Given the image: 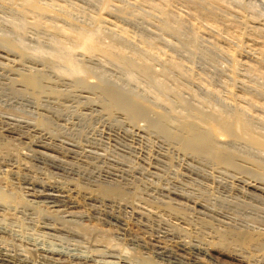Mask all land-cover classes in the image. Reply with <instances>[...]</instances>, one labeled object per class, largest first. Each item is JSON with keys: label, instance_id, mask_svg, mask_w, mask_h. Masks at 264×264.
<instances>
[{"label": "rangeland", "instance_id": "rangeland-1", "mask_svg": "<svg viewBox=\"0 0 264 264\" xmlns=\"http://www.w3.org/2000/svg\"><path fill=\"white\" fill-rule=\"evenodd\" d=\"M67 1L78 5L86 13L100 12L98 3H89L87 0L65 2ZM122 2L127 6L132 4V0ZM245 2L254 6L252 12L256 14L264 10V0ZM118 3L120 5L121 2ZM131 7L133 12L139 14L143 12V15L147 13V9L142 7ZM185 7L177 3L172 5V10L185 15L187 13L185 11L188 10ZM12 16L8 10L0 9V38L6 35L17 38L7 23ZM76 17L81 18L78 13ZM118 21L126 29L130 28L132 36H136L137 33L150 36L156 32L152 26L156 23L155 20L145 21L138 18L131 23L123 19ZM151 22L153 23L150 24ZM27 31L25 35L28 36H24L26 41L24 42L30 45L29 48L40 44L41 48L46 50L50 48L44 42L46 39L44 35H37L32 30ZM35 34L37 37L40 36L38 39L42 41L39 42ZM222 36L226 37L225 34ZM158 38L160 47L165 50L169 48L167 51L172 54L175 51L177 55L176 53L174 55L181 60L183 57L182 63L192 69L193 79L180 80L185 82L186 86L195 90L200 83L209 86V82L206 84L205 82L210 81L212 88L218 91L224 89L226 92L223 84L229 81L228 69L231 64L221 55L219 57L215 51L214 53L213 50L210 51L207 39L203 38L205 41L199 42V46L195 45L196 50H193L189 44L175 40L173 42L177 44L176 47L180 44V48L171 49L162 43L161 38L165 37L160 35ZM42 42L46 43L47 48ZM229 42L232 49L239 46L235 41ZM248 51L240 60L255 65L257 56ZM1 56L5 58L4 55ZM13 57L14 55L9 53L10 62L0 58V134L1 130L10 127L1 121L3 119H15L14 121L21 124L14 128L12 134L0 135V138L4 136L1 138L3 142H9L17 150L14 154H0V180L2 190L15 199L18 198L16 202L22 199L28 203L20 206L8 205L10 207L7 211H10V214L0 208V214L2 213L0 250L13 259L11 262L0 261V264H239L213 253L211 244L223 240L224 252L230 251L247 257L252 262L250 264L264 263L263 247H244L239 244L236 236L242 231L264 230V197L259 193H255L256 196L251 193V196L242 189L243 182L256 183L264 188L261 176L255 168L241 161H237L236 164H241L245 170L240 169V165V168L235 170L224 166L215 167L211 161L203 157L205 155L198 157L182 153L174 142L154 131L155 129L149 126L148 119L145 121L138 118L137 121H131L120 111L105 112L103 105L106 99L100 91L86 92L76 89L71 81L52 70L51 63L39 61L38 64L37 60H30L29 57V60L27 57L22 59ZM89 65L95 72L106 71L104 73L106 81L118 84L117 86L123 90L141 93L144 87L149 86L148 81L138 74L129 81L127 73L117 67L114 68L113 65L104 64L107 68L102 64ZM38 69L46 74L45 84L59 90L64 97L54 100L43 96L38 102L32 98L30 92L16 82L19 73ZM263 69L264 67H261L264 73ZM199 75L206 77L204 79L202 77V80ZM199 78L203 83L199 82ZM237 80L245 81L249 88L264 87V79L250 75L242 68L237 70ZM240 90L238 85L235 91L239 96L242 92ZM222 91L220 96L224 95L222 97L224 99L226 94ZM213 100L211 102L217 104V99ZM260 100L264 102V97H260ZM217 102L221 105L224 100ZM260 114L262 113L256 112V115ZM39 118L49 119L50 132L38 131L40 133L38 134L32 127L24 125L35 126ZM32 144L47 146L52 153L46 151L49 152L47 156H39L32 151L34 150ZM69 147L75 149L70 150ZM234 147H240L239 151L245 153L246 157L260 160V155L254 148L243 144ZM248 167L253 171L251 172ZM45 185H51L61 192V209H57L58 211L51 208L55 205L53 202L34 199L26 194L30 188L40 190V187ZM75 185L80 189L82 187L81 190L85 193L92 191L94 196L89 198V195L74 190ZM100 186L119 187L125 194L122 197L97 195L95 191H98ZM175 196H181L182 199ZM193 203L201 204L204 208L196 210Z\"/></svg>", "mask_w": 264, "mask_h": 264}, {"label": "bare ground", "instance_id": "bare-ground-1", "mask_svg": "<svg viewBox=\"0 0 264 264\" xmlns=\"http://www.w3.org/2000/svg\"><path fill=\"white\" fill-rule=\"evenodd\" d=\"M65 1L0 0V9L8 10L13 15V18L9 21L6 20V22L8 21L10 31L12 30L17 36V38L15 36V38H10L1 33L4 37L0 38V55H4L5 58L3 56L0 58L10 62L8 59L9 53H12L15 58L19 57V59H22L27 57L28 59L29 57L30 60H37L38 64L39 61L51 63L53 65L52 70H55L58 75L69 80V82L71 81L76 89L86 92L90 90L100 91L101 95L106 99V103L103 105L105 112L112 113L113 111H120L123 114L125 113L131 121H137L138 118H143V120L148 119L149 126L155 129L154 131L162 134L165 139L174 142L178 146L179 151L198 157L205 155L203 157L211 161L215 167L224 166L235 170L238 169L239 165L241 167L239 168L242 169L241 164H236L237 161L247 163L253 169L255 168L256 172L258 171L257 173L261 176L260 180L264 183V102L260 100V97H264V87L263 89H259L260 87L249 88L245 84V81L237 80L238 68H242L250 75L264 79V73L261 71V67H264L263 9V12H257L258 14L252 12L254 6L248 5L249 3H246L245 0H132L131 6L147 9V13L145 11L143 15V12L142 14L133 12L130 9H133V7L130 5L127 6V4L124 5L123 0H87L89 3H98L100 6L99 13L91 14V12L86 13L84 9L78 7L73 2ZM118 2H121L120 5H118ZM177 3L188 8L185 11L187 12L185 15H180V11L178 14L174 12L175 10H172V5ZM77 13L80 14V19L76 17ZM138 18H141V20L143 18L145 21H156L155 24L153 22L150 23L154 24L152 26L156 31H153L154 33L152 32L153 34L151 35L153 36L145 33L144 35L143 32V35L137 33L139 36L137 34L136 36H132L129 32L130 28L126 29L118 21L123 19L131 23L134 20L137 21ZM27 30H32L37 35H44L46 38L42 36L45 39L44 42L50 48L48 47L47 50L41 48V44L38 45L39 43H37L38 46L29 48L28 46L30 45H27L24 39V36H28V34L25 35L28 32ZM157 33L165 37L161 38L163 39L162 43L171 49L177 45L173 42L174 40L179 43H187L193 50H196L194 49L195 45L198 44L199 46V42L203 41V38L207 39L211 47L210 51L212 52L213 50V53L215 51L219 54V57L221 55L231 64L230 69H228L229 79L227 78L230 82L227 81L223 84L226 92H224L223 85L220 84L223 87H221L223 89L221 91L226 94V97L223 99L222 97L224 95L222 94L223 96L221 97V91L212 88L210 81L205 82V84L209 82L210 87L207 84L204 85L201 81L203 77L201 75L198 76H201L199 82L201 81L203 84H199L197 81L196 83L199 85L197 84L198 86L195 87L196 91L186 86L184 84L185 82H181L180 80L182 78L193 79L192 69L182 63L183 57L181 60L174 55L176 53L175 51L172 54L167 51L169 48L165 50V48L159 46L158 41H160V38L158 37L160 35ZM222 34H225L226 37L222 36ZM37 35L36 38L38 39L40 36L37 37ZM38 41H35V43ZM229 41H235L239 45L237 49H232L229 46ZM46 43H44L45 46ZM176 48H180V44ZM242 50L243 52H241ZM248 50L256 54L257 62H255L257 66L256 64L251 65L248 62L240 60L244 53L247 55ZM94 63L102 64L106 68L107 66H104V64L113 65L114 68L117 67L124 70L128 75L126 77L129 81H132L135 74H138V76L148 81L149 86L147 88L144 87L141 93H132L123 90L117 86L118 84L115 85L106 81L104 74L106 71H97L99 74H96L97 72L89 67V64L93 65ZM45 75L39 69L28 73H19L16 82L30 92L32 98L38 102L41 101L43 96L54 100L64 97L59 90L52 89L45 84ZM138 76L137 79H139ZM238 85L241 88L240 91H242L240 92V96L235 91ZM198 92L203 94L204 97L203 95H199ZM210 99H217V104L219 103L217 102L218 100H224V102L221 105L220 103L217 105L213 104ZM256 112L262 114L256 115ZM14 120H1L10 127L7 130H1L2 134L0 135H3V133L7 135L12 134L13 130H15L14 128L19 127L21 123ZM48 120L39 118L35 126H30L29 124L24 125L26 127H32L38 134L43 132L48 133L50 132L48 131L50 128ZM1 138L0 154H14L17 151L16 147L9 142H3ZM242 144L254 148L260 155V160L246 157L245 153L239 151L240 147H234L235 145L241 146ZM31 147L34 149L32 151L39 156H47L49 152L46 151H51L50 153H52V150L47 146L32 144ZM69 149L74 150L75 148L69 147ZM251 167L248 168L250 169ZM243 183V187L241 186L244 189L243 192L245 191L248 194L259 193V195L264 197L263 187L256 183ZM1 184L2 181L0 180V208L5 213L8 212L7 209L10 207L8 205L16 204L20 206L23 203H28L26 200L23 202L22 199L16 202L19 199H15L14 196L3 191ZM73 189L81 193L83 192L81 190L82 187L80 189L78 185L73 186ZM95 192H97V195L99 194L104 197L111 195L122 197L125 194L119 187L111 188L106 186H100L98 191ZM26 194L34 199L53 202L55 205L51 208L55 210L60 208L62 199L61 192L51 185L40 187V190H36L34 187L30 188ZM85 194L89 195V198L94 196L92 191L89 193L86 192ZM256 194L253 196H256ZM181 196L175 197L182 199ZM15 207L17 208V206ZM193 208L196 210L199 208L201 210L204 207L201 204L193 203ZM14 212L16 213L15 210ZM236 236L239 244H242L244 247L255 246L264 248V230L242 231L240 233L238 232ZM211 247V250H213L216 256L226 257L231 262H238L239 264L252 263L247 257L245 258L230 253L229 249V252H224V240L212 243ZM11 259L8 254L0 250L1 262H11ZM253 264L264 263L253 262Z\"/></svg>", "mask_w": 264, "mask_h": 264}]
</instances>
